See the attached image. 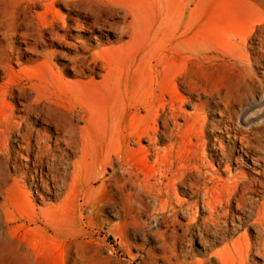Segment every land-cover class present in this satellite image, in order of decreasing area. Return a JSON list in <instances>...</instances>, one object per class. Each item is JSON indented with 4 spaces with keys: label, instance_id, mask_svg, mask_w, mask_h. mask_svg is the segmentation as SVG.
Here are the masks:
<instances>
[{
    "label": "rangeland",
    "instance_id": "obj_1",
    "mask_svg": "<svg viewBox=\"0 0 264 264\" xmlns=\"http://www.w3.org/2000/svg\"><path fill=\"white\" fill-rule=\"evenodd\" d=\"M5 45L16 49L8 63ZM0 48V264H221L232 241L264 251V207L263 227L232 231L243 216L235 205L222 221L203 224L201 189L176 185L166 193L173 177L201 187L202 173L190 170L199 117L210 123L204 140L223 139L225 125L231 135L250 127L264 141V0H0ZM144 102L164 117L142 123L157 133L159 157L146 149L147 137L135 139L120 146L126 165L114 160L95 177L106 131L130 129L134 112L145 115L134 109ZM13 121L50 135L69 122L75 135H88L82 163L78 147L61 145L68 164L59 195L20 182L41 181L31 162L35 146L22 149ZM173 124L177 137L169 136ZM234 157L242 162L219 168L207 156L205 164L223 179L259 178L251 159L241 151ZM163 170L168 180L158 177ZM44 180L52 189L51 176ZM257 188L245 197L264 203ZM258 255L249 264H264Z\"/></svg>",
    "mask_w": 264,
    "mask_h": 264
},
{
    "label": "bare ground",
    "instance_id": "obj_2",
    "mask_svg": "<svg viewBox=\"0 0 264 264\" xmlns=\"http://www.w3.org/2000/svg\"><path fill=\"white\" fill-rule=\"evenodd\" d=\"M13 34L14 33H12V35ZM8 36H11V35H8ZM7 46L5 45V47ZM15 53H16V49L14 47L8 46L7 52L4 53L5 54L4 59H6L7 63L10 62V60L15 57ZM2 63L3 61L1 59L0 64ZM3 65H5V62ZM0 68H2V66ZM164 103L165 101H163L161 105L162 108L164 106ZM134 109H136V111H139L140 109H142L145 112V115L140 116L134 112L131 115L133 124L130 129L125 130L122 127H120L119 124H115L112 128L106 131V135L108 137L106 149L100 153V156H97L96 159L93 160V163L98 164L101 169V172L96 173L95 177L98 176L102 172L104 175L105 166L111 165L112 163H114V160L120 165H126L125 161L121 157L120 146L123 143L128 144L134 141L135 139H137L136 142L139 143L140 139L147 137L149 139V142H148L146 149L153 150L154 155L156 157H159L160 149L155 146L156 144L155 134L157 133L151 135L148 129L144 127L142 123H143V120L149 116L153 117V119L155 120L157 118L163 119L164 117H162L161 114L159 113L158 111L159 109L155 108L154 106H152L151 104L147 102H144L141 105L135 106ZM168 112H169L168 118L174 119L176 116L177 110L171 105L170 110ZM228 113L229 114L227 115L230 119L232 118V115L233 116L235 115L233 110L228 111ZM199 118L196 120V122L192 126V128L195 130V134H194L195 143L194 144L196 145V149L191 158V162H193V164L190 167V170L194 169V171H198V173H202L203 181L201 183V187L196 185L191 180L182 179V177H173L171 180H168L169 178H167L166 170H163L162 172L158 173V177L168 180L166 193H169L170 190L174 189L176 185H185L192 192H196V190L198 191L199 189H201L203 192L202 197H201L202 208H203V211L207 210V213H208V216L202 218L203 224H207L210 222H216V223L219 222L221 218L227 217V214H229L227 210L230 207H232V205H235L234 208L237 210V212L241 211L243 216L238 217V223L235 225H232L230 230L235 231L236 229L244 225H248L251 227H255L256 225L262 226L263 219H261L260 217L261 214L258 212V210L264 207V203L254 202L252 199L247 200L245 197V194L247 192H250V190H252V186L258 187L257 189H254V192L264 193V141L261 142L258 139L255 131H253V129H251L250 127L244 130L237 129V131H234V133L231 135L229 133L230 129L225 125L222 127V129L224 130V133H226L225 137L227 138H225L224 136H223V139L222 137H219V138H216L214 142H212L211 139L204 140L202 137V134L204 133V131L206 130L207 126L210 123L207 120H205V118H202V119H199ZM162 122H164L165 124L166 120H163ZM173 125L175 127L173 129H170L169 136L177 137L180 135L181 129L178 125H175V124ZM212 125L214 127H218V121L212 123ZM23 126H22V122H17V121L12 122L13 130L15 132H18V135L21 138V142L23 143V145H21L22 149L25 150L26 152H29L30 150H32V146H35L34 151H32L34 152V154H33V158L31 162L36 168H38L39 179L41 182H40V185H38V178L36 179V176L23 177V178L21 177L22 179H20V182H22L23 185L26 184L27 182H30V186L34 187L35 189L38 188V186H43L45 190V194H49V195L52 194L55 196L59 195V191L65 185L63 173H61L60 170L62 168L64 169L63 164H68L67 162L66 163L63 162V158L65 157V154L63 153V149L61 148V145L64 146V149L69 148V147H78V150L81 153V155L79 156L77 162L82 163L85 160L87 161L85 146L88 142V135L86 136L85 133H82V131L78 135H75L74 134L75 128L69 122L68 124L56 123L55 124V129H56L55 135H50L49 132L44 128L34 129L33 124L31 122H26L25 126L24 127ZM33 132L35 133L36 142L34 144H31L30 137ZM242 132H245V133L242 134L241 136L236 135V133H242ZM246 133L254 134V135L251 139H249ZM74 137H76L77 140H75ZM231 139H234V141H232ZM235 140H237V143H239L238 148L236 146ZM243 141H245V143H243ZM251 146H254L255 148L252 149ZM207 151H209V155L206 154ZM239 151H241L245 156L251 159V162L255 167H258L259 169L258 175H259V178L261 179L259 178L245 179L241 176H237L236 174H233L223 179L219 176V174L216 171L211 170V168H209L208 165L205 164V158L207 156L211 157L213 161L218 165L219 168L221 166H226L227 163H230V162L231 163H237L239 161L242 162V157L241 158L234 157V153H237ZM175 158L176 157L173 156L171 153H167L166 161L168 163H173V159ZM72 162L75 163L76 161L75 162L72 161ZM44 167L46 168V172H43ZM74 167H77V166L75 165ZM16 168L17 166L15 165L14 173L10 175L12 179L14 178V176H16ZM126 172L128 173V169H126ZM49 175L51 176V179L53 181L52 189L50 187H46V181L44 180ZM248 220H251V221H248ZM190 222H193V221H190ZM232 242L233 243L231 245V248L228 249L226 257H220L221 264H249L248 258L250 255H258V254L260 255L261 254L264 256V251L260 250V247L255 246L252 243L244 242L240 244V243H235L234 241Z\"/></svg>",
    "mask_w": 264,
    "mask_h": 264
}]
</instances>
